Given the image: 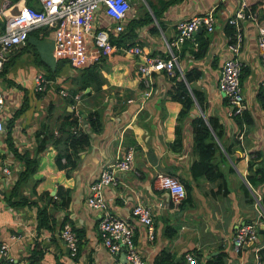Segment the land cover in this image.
Masks as SVG:
<instances>
[{"label":"crops","instance_id":"0c3cea01","mask_svg":"<svg viewBox=\"0 0 264 264\" xmlns=\"http://www.w3.org/2000/svg\"><path fill=\"white\" fill-rule=\"evenodd\" d=\"M240 1L182 0L172 3L161 16L164 30L155 19L158 31L149 30L151 23L145 24L136 28L138 35L135 37L145 52L165 55V41L175 36V23L179 18L214 10V28L205 32H209L210 36L206 54L202 58H194L190 51V48L195 47L197 33L203 31L196 30L193 39H186L182 43L177 68L183 70L195 65L202 70L196 86L204 90L206 95L204 111L206 114L218 115L225 128L221 138L212 133L219 145L213 160L218 163L223 175L215 179L204 176L195 179L191 176L190 167L197 159L191 118L203 111L197 105L192 107L177 137L176 118L181 103L169 98L171 80L167 73L162 70L154 72L152 87L146 93V87L136 73L137 57L120 48L121 52L112 58H105V67L101 69L104 83L95 97L97 106L104 108L101 130L91 134L90 145L79 151L77 165L69 174L55 166L56 150L48 143L40 152L39 169L34 175L40 178L37 185L39 190L46 188L53 191V187L59 183L71 188L67 211L55 210L54 217L60 221L66 216L79 231L80 251L76 258L60 237L58 222L52 229L42 228L36 232L34 221L25 207H13L6 203L5 194L24 165L7 147L6 130L0 134V242L9 244V252L14 259L30 260L31 253L36 250L35 257L42 253L38 262L41 264H114L116 257L123 259L122 252L111 254L101 242L98 230L100 211L88 206L85 198L90 181L99 174L102 166L111 162L116 154L128 146H133L131 168L119 172L117 184L106 185L104 193L110 210L121 216H129L131 205L137 201L151 205L154 238H147L143 224H135L137 246L147 264H154L155 257L163 249L170 254V264L180 261L186 251L197 253L204 264L218 255L222 256L224 264H264V259L259 258V249L264 246V213L260 202L257 203V197L260 198L264 192V182L254 187L245 177L248 158L255 157L259 152L264 157V109L258 98L259 87L264 83V66L258 46L260 25L251 18L241 21L242 39L236 52L229 48L230 42L224 33L226 20ZM147 2L157 7L160 5V0H145L148 8ZM132 13L136 14V7L130 9L129 14ZM253 13L257 17L256 12ZM99 16L106 23L112 21L102 14ZM28 42L31 47L8 54V57L22 58L5 75L15 84L19 83L26 88L27 98L24 103L23 91L19 87L6 79H3L1 85L0 80V85L6 91L5 101L9 103L14 98L9 111L13 113L20 109L12 129V141L22 150L36 146L34 133L39 127L52 125L65 111L75 108L78 112L81 107L89 108L90 101L94 102L86 96L69 104L59 94V88L68 89L70 77L77 73L66 63L51 78L48 89L37 94L33 88V78L46 70L34 61V50L37 49L52 66L57 58L52 54L50 32L43 38L31 34ZM229 56L237 57L250 68L242 80L245 108L254 120L250 128L244 126L241 129L238 126L231 112L232 103L224 99V92L217 87L220 65ZM80 120L83 122L85 119L82 116ZM227 145L232 148L230 153L225 150ZM4 165L8 166L9 175L2 172L1 167ZM158 171L189 181L192 191L188 203L173 202L165 190L158 188L154 182V175ZM242 185L251 188L250 193L254 197L252 201H247ZM24 194L33 198L35 196L29 184L25 185ZM245 221L257 223L258 240L248 241L235 251L233 236L237 227ZM13 233L18 236L11 237Z\"/></svg>","mask_w":264,"mask_h":264},{"label":"built area","instance_id":"2783aa9c","mask_svg":"<svg viewBox=\"0 0 264 264\" xmlns=\"http://www.w3.org/2000/svg\"><path fill=\"white\" fill-rule=\"evenodd\" d=\"M138 0H0V75L8 54L26 44L29 33L36 31L39 37L51 33L52 54L57 59H66L74 68L88 65L101 56L110 53L115 45L110 40V33H118L125 28L130 19L129 11ZM112 21L106 23L102 17ZM246 18L256 20L253 12L247 11L246 0H241L239 6L228 18L236 30L235 40L229 43V48L236 52L241 45V21ZM216 16L213 9L204 13H193L179 18L176 23V33L165 41V55L149 54L138 43L123 47L126 52L136 55V69L142 75V83L148 93L153 84V73L164 71L174 72L179 66V51L184 40L194 38V32L199 26L212 31ZM259 54L264 66V26L258 27ZM243 63L237 57H226L219 68L217 87L228 96L232 103L233 114H238L245 108V95L240 81V71ZM181 70V69H180ZM181 74L182 71H181ZM34 91L43 92L48 89L52 80L44 73L34 76ZM1 80V77H0ZM2 85V84H1ZM0 85V134L6 130V122L13 113L9 111L14 98L9 103L5 101L6 91ZM59 94L68 95L67 88H59ZM264 95V83H263ZM74 98H80L79 93ZM134 157V147L128 146L123 152L116 154L113 160L104 164L99 174L89 183L85 202L93 209L100 211L98 230L101 242L111 254H124V259L116 257L114 264H147V261L136 242L135 224H143L148 239L154 238L155 227L150 204L135 202L130 207L129 216L113 213L105 197L106 185H116L118 173L131 168ZM3 173L10 174L8 166H2ZM158 188L165 190L174 202L181 201L186 196L183 182L175 175L158 171L154 175ZM259 203V196L257 197ZM264 213V210H263ZM59 235L69 252H77L78 236L70 222H65L59 229ZM18 236L13 233L11 237ZM258 240L256 222L245 221L237 227L233 236V248L238 251L248 241ZM0 257L13 264H41L24 259H14L9 252V244L0 242ZM192 252L186 251L180 264H204Z\"/></svg>","mask_w":264,"mask_h":264},{"label":"trees","instance_id":"16d2710c","mask_svg":"<svg viewBox=\"0 0 264 264\" xmlns=\"http://www.w3.org/2000/svg\"><path fill=\"white\" fill-rule=\"evenodd\" d=\"M182 0H160V5L157 7L153 3L147 2L149 8L142 3L136 14H131L130 19L127 21L125 28L118 33H110V40L115 45L110 53L101 54L97 60L94 62L82 66L80 68H74L71 63L66 59H56L55 64L52 66L47 61L42 58L40 52L36 49L34 50L33 59L39 65L45 67V76L47 78H52L61 69L64 63L71 66L77 73L70 77V84L68 86V95L65 99L69 104H73L75 101L74 95L79 93L80 97L92 98L94 102H89V108L81 107V111L78 112L74 109L65 111L58 121H55L52 125H42L39 127L34 135L37 141L36 146L31 149H20L14 145L12 141V129L14 121L17 118L20 109L13 112L6 122V136L5 140L7 147L13 152V154L18 157L23 162V169L19 172L15 182L9 187L8 192L5 194V201L10 206H23L28 211L30 217L34 221L36 227V232H39L42 228L52 229L58 222L59 227L65 223L70 222L67 220L66 216L62 217L60 221L56 220L54 217L55 210L64 209L67 211L71 188L65 187L62 183H59L54 193L51 189H38L37 185L40 180L39 177H34L35 173L39 169L40 165V152L44 150L46 145L50 143L56 150L54 159L55 166L57 168H63L66 174L77 165V160L79 158V151L87 148L90 145V138L92 133H97L101 130L103 126V110L102 106L98 107L95 102V97L97 91L101 89L103 82V76L101 69L105 67V60L107 58H112L120 51V48L128 47L137 43L135 37L138 33L136 28L139 26L147 25L149 30L158 31L155 19H157L158 24L164 30V22L161 16L164 10L172 3L179 2ZM247 11L256 12V21L259 25L264 26V0H246ZM219 6V5H218ZM217 6V7H218ZM205 29L197 33L196 44L194 48H190V51L194 58H202L209 47L210 36ZM36 34V31H31V34ZM224 33L227 35V41L233 42L236 36V30L233 24L226 20L224 25ZM43 38V37H40ZM26 42L25 45L17 49H27L28 46L31 47V43ZM17 49L13 50L16 51ZM183 54V53H182ZM134 55V54H132ZM136 56V55H135ZM106 58V59H105ZM16 58L7 57L4 66L1 70L2 75H6L10 68V65L14 62ZM137 61V59H136ZM250 68L246 65L241 66L240 71V81L242 84L243 78L248 75ZM53 70V73L51 72ZM181 71L183 74H181ZM5 73V74H4ZM139 81L141 82L142 75L136 69ZM166 73V72H165ZM202 70L193 65L190 68H185L183 70L175 67L172 74H168L171 80V88L168 90L169 98L177 100L181 103V107L177 113V124L176 133L177 137L181 134V125L185 117L189 114L190 109L194 106H199L202 113L199 112L194 117L191 118L194 151L197 153V159L192 162L190 167V174L195 179L200 176H204L207 179H215L218 176H222V170L218 163L213 160V156L216 153V148L219 147L215 141L213 134L215 133L217 137H222L225 130L224 124L220 121L218 115L216 114H206L204 111V106L206 105V95L204 90L196 86V80L200 78ZM8 82L14 83L13 85L19 87L22 92L23 103L26 100V88L18 84H15L11 78L5 76ZM65 79V78H64ZM142 83V82H141ZM11 84V83H10ZM86 88H89L86 90ZM41 94L42 92H36ZM258 98L260 100L261 106L264 109V95H263V84L259 87ZM225 100H229L228 96H225ZM81 112H85V122L80 120L82 118ZM236 120L238 126L243 129L249 127L254 123L251 113L244 108L241 113L234 114L233 116ZM84 125L85 127H81ZM176 139H174L175 141ZM173 141V142H174ZM174 146V143H173ZM225 150L229 153L232 151L230 145L225 146ZM245 177L249 184L256 186L264 182V157L256 154L255 157H249L246 164ZM177 177V176H176ZM179 178V177H177ZM180 179V178H179ZM184 187L186 189V196L178 203H188L191 199L192 185L189 181L182 180ZM29 184L30 191L35 195L34 198L24 194L25 185ZM52 189V190H53ZM244 193L247 195V201H252L253 196L250 193V187L242 185ZM174 202V201H173ZM259 202L264 210V192L259 198ZM264 218V215H262ZM71 223V222H70ZM72 225V224H71ZM74 228V226L72 225ZM77 236L80 235L79 231L74 228ZM80 251V240H78L77 252L75 258ZM192 252V251H189ZM200 259L197 253L192 252ZM37 250L31 253V262L38 263L39 259L42 257V253L35 257ZM35 257V258H32ZM259 258L264 259V246L259 249ZM183 258L177 261L175 264L182 263ZM171 257L166 250H161L155 259L154 264H170ZM0 264H13L12 262H7L3 257H0ZM205 264H224L221 255H218L214 260H207Z\"/></svg>","mask_w":264,"mask_h":264},{"label":"rangeland","instance_id":"374dc122","mask_svg":"<svg viewBox=\"0 0 264 264\" xmlns=\"http://www.w3.org/2000/svg\"><path fill=\"white\" fill-rule=\"evenodd\" d=\"M143 3V0H138L135 4H133L134 5V7H136V13H137V11L139 10V7H140V5ZM145 4V3H144ZM146 5V4H145ZM148 5V4H147ZM20 58H22V56L20 57ZM20 58H16L15 60H14V62L10 65V68L11 67H13L15 64H19L18 62H17V60L18 59H20ZM24 63V62H23ZM5 74V73H4ZM0 77H1V84H3L2 83V81H3V79H5V76L4 75H0Z\"/></svg>","mask_w":264,"mask_h":264},{"label":"water","instance_id":"95a60500","mask_svg":"<svg viewBox=\"0 0 264 264\" xmlns=\"http://www.w3.org/2000/svg\"><path fill=\"white\" fill-rule=\"evenodd\" d=\"M200 30H203V27H202V26H199V27L197 28V31H200ZM87 89H89V88H86V90H87ZM80 111H81V110H80ZM81 114H82L83 117H85V113L81 112ZM84 122H85V120H84ZM55 189H56V188H54V190L52 191V193H54ZM122 255H123V257H124V254H123V253H122ZM123 259H124V258H123Z\"/></svg>","mask_w":264,"mask_h":264},{"label":"clouds","instance_id":"9594fccd","mask_svg":"<svg viewBox=\"0 0 264 264\" xmlns=\"http://www.w3.org/2000/svg\"><path fill=\"white\" fill-rule=\"evenodd\" d=\"M135 3H136V2H135ZM135 3H134V4H135ZM143 3H145V0H143ZM133 7H134V5H133Z\"/></svg>","mask_w":264,"mask_h":264}]
</instances>
